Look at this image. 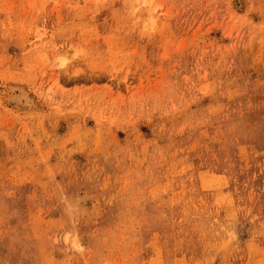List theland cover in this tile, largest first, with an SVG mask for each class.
<instances>
[{"label": "rangeland", "instance_id": "obj_1", "mask_svg": "<svg viewBox=\"0 0 264 264\" xmlns=\"http://www.w3.org/2000/svg\"><path fill=\"white\" fill-rule=\"evenodd\" d=\"M0 264H264V0H0Z\"/></svg>", "mask_w": 264, "mask_h": 264}, {"label": "bare ground", "instance_id": "obj_2", "mask_svg": "<svg viewBox=\"0 0 264 264\" xmlns=\"http://www.w3.org/2000/svg\"><path fill=\"white\" fill-rule=\"evenodd\" d=\"M16 97H17V95H16ZM25 97H26L25 94H21V95H20V98H21V99H24ZM25 100H26V98H25ZM26 101H27V100H26ZM27 102H28V101H27Z\"/></svg>", "mask_w": 264, "mask_h": 264}]
</instances>
